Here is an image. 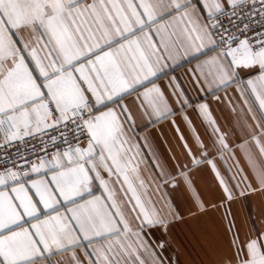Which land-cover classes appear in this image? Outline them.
<instances>
[{
	"label": "snow or ice",
	"instance_id": "snow-or-ice-1",
	"mask_svg": "<svg viewBox=\"0 0 264 264\" xmlns=\"http://www.w3.org/2000/svg\"><path fill=\"white\" fill-rule=\"evenodd\" d=\"M186 64L195 98L174 74ZM208 97L233 112L243 102L252 122L238 143ZM165 121L182 148L169 158L137 133ZM205 172L212 200L196 183ZM253 194L264 196V0H0V264H164L150 231L184 212L224 207L228 219ZM226 232L217 264H264V231L241 235L233 217Z\"/></svg>",
	"mask_w": 264,
	"mask_h": 264
},
{
	"label": "crops",
	"instance_id": "crops-1",
	"mask_svg": "<svg viewBox=\"0 0 264 264\" xmlns=\"http://www.w3.org/2000/svg\"><path fill=\"white\" fill-rule=\"evenodd\" d=\"M190 67H192V64H186L176 69L174 74L181 76L185 80L189 94L195 98L196 92L191 86L187 85L186 78L183 77V73ZM169 78V76H166L163 80L158 81V83H164ZM227 91L231 96L232 90L228 89ZM200 95L203 94L201 93ZM218 95L224 97L225 94L221 92ZM131 100L132 97H128L126 102H130ZM207 102L210 104L212 115L221 130L228 133L229 143H238L242 138L241 126L246 122H252L251 116L246 114L247 110L244 108L243 102L239 101V98L233 101L237 105L235 112L231 110L226 100L217 102L212 97H208ZM241 108H244L243 112ZM187 115L201 138L206 143L209 142L210 130L206 131L208 129L207 123H202L201 118L191 108L187 109ZM174 119L177 120L181 131L191 142L192 133L188 126L179 115ZM140 124L141 121L138 118L137 125ZM244 132H247V128H244ZM137 133L140 136H149L150 143L165 158H169L171 154L178 155L182 151L180 141L170 121H165L155 127L144 130L138 127ZM237 156H240L238 150ZM241 163H243V160H241ZM218 166L227 179L229 173L225 171L224 164L218 161ZM148 172H151V168L145 174L147 175ZM196 183L204 193L205 199L212 200L210 192L217 190L212 174L205 172L198 175L196 177ZM225 212L226 208L224 207L217 210H210L207 214L196 217L189 216L184 212V219L172 223L167 232L154 229L149 232L148 238L153 244L157 241L163 243V248L158 247L157 252H159L164 260V264H217L219 254L227 250L228 240L231 235L226 232L229 219L235 218L236 230H239L241 235L253 229L256 231H264V196L253 194L249 195L246 200L240 198L239 201L231 205L232 216L228 219L224 218Z\"/></svg>",
	"mask_w": 264,
	"mask_h": 264
}]
</instances>
